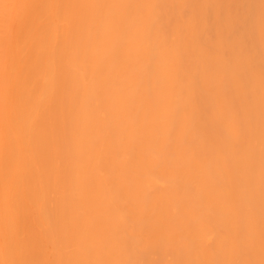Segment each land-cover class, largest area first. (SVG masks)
<instances>
[{"label": "bare ground", "instance_id": "1", "mask_svg": "<svg viewBox=\"0 0 264 264\" xmlns=\"http://www.w3.org/2000/svg\"><path fill=\"white\" fill-rule=\"evenodd\" d=\"M0 264H264V0H0Z\"/></svg>", "mask_w": 264, "mask_h": 264}]
</instances>
